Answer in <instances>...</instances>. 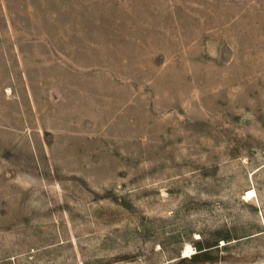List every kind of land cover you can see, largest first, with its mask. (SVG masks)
<instances>
[{
	"label": "rangeland",
	"instance_id": "1",
	"mask_svg": "<svg viewBox=\"0 0 264 264\" xmlns=\"http://www.w3.org/2000/svg\"><path fill=\"white\" fill-rule=\"evenodd\" d=\"M0 264H264V0H0Z\"/></svg>",
	"mask_w": 264,
	"mask_h": 264
},
{
	"label": "trees",
	"instance_id": "2",
	"mask_svg": "<svg viewBox=\"0 0 264 264\" xmlns=\"http://www.w3.org/2000/svg\"><path fill=\"white\" fill-rule=\"evenodd\" d=\"M206 252H208V251H205V252H202V253H199V254H195L194 256H197V255H200V254H203V253H206Z\"/></svg>",
	"mask_w": 264,
	"mask_h": 264
}]
</instances>
